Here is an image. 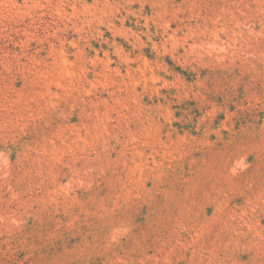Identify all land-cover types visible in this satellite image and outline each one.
Wrapping results in <instances>:
<instances>
[{"label":"rangeland","instance_id":"374dc122","mask_svg":"<svg viewBox=\"0 0 264 264\" xmlns=\"http://www.w3.org/2000/svg\"><path fill=\"white\" fill-rule=\"evenodd\" d=\"M0 264H264V0H0Z\"/></svg>","mask_w":264,"mask_h":264}]
</instances>
